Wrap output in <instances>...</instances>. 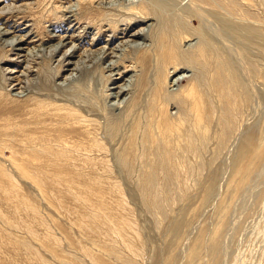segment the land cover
Listing matches in <instances>:
<instances>
[{"label": "rangeland", "instance_id": "374dc122", "mask_svg": "<svg viewBox=\"0 0 264 264\" xmlns=\"http://www.w3.org/2000/svg\"><path fill=\"white\" fill-rule=\"evenodd\" d=\"M109 1L116 0H0V71L5 75L11 71V77L22 79L24 70H31L28 78L22 80L28 94L19 100L32 95L45 97L49 103L52 100L68 106L74 104L73 107L83 110L78 115H88L94 126L91 131L86 124L69 123L70 127L73 124L80 130L75 136H67L74 138L50 142L47 152L50 151L48 159L51 156L52 160L43 170L46 177L42 173L37 175L23 161L22 138L14 135L0 138V264H194L196 260L195 264H264V0H132L153 5L157 19L131 22L128 26L118 24L124 21L122 16L128 15L124 13L127 9L104 8V3ZM70 6L75 7L74 11ZM243 15L249 18L246 19L249 23H241V27L237 21ZM146 22L152 25L149 37L142 41L147 47L135 51L124 45L133 40L130 35L143 29ZM178 22L200 28L196 29L203 30L200 32L205 40L214 39L219 51L224 49L220 55L223 53L221 56L228 59L230 68L241 77L239 80L244 86L237 89L242 99L238 100L240 109L236 112L239 114L232 124L236 126L234 132L231 126L224 141L218 138L223 112L217 106L209 127L210 137L203 144L205 148H200L198 157H188L187 164L179 163L175 155L179 151L173 153L175 159L169 162L168 168L171 167L175 176L168 185L163 175H159L156 180L157 188L162 187L156 199L159 206L153 207L145 199L143 178L154 166L156 142L148 144L144 132L148 119L154 120L149 108L155 89L165 86L159 78L158 55L166 42L178 37L176 31L182 25ZM109 24L111 28L117 24L119 31L114 33ZM165 25L176 28L174 37V29L170 32ZM243 25L255 27L256 32L254 29L250 32ZM190 26L187 27L195 28ZM4 31L10 33L2 36ZM13 35H16L15 42L25 37L20 54L17 51L10 54L3 42ZM48 35L57 37L47 45H55L63 38L64 43L74 41L76 47L62 48L53 61L47 54L48 49H41L39 53L35 52L36 48L28 57L27 49L38 47ZM72 35L75 38L69 39ZM195 36L188 37L184 50H193L198 44ZM70 48L68 53L77 48L73 61L82 63L78 79L71 84L63 82L69 77L67 70L53 83L51 69H56V60ZM100 49L109 53L101 66L92 55ZM144 53L149 58L146 62ZM114 54L120 62L125 61L123 65L135 67L136 76L131 88L133 93L125 100L127 105L123 101L117 108L108 110L102 97L105 77L102 67L114 59ZM186 70L177 72L178 86L174 87L177 81L170 73L167 81L170 91L185 87L182 81L194 73L192 69ZM215 74L217 67L212 65L209 84L214 83ZM215 96H212L214 101ZM8 106L14 107L15 103ZM165 109L161 107V114L157 115L163 119L166 114L176 118L175 108L166 112ZM6 120L0 121V130L3 125L14 126L17 121ZM64 125L67 127L68 123ZM249 143L262 145L263 155L257 153L261 162L244 173L246 177L240 189L233 190L235 186L229 189L228 183ZM167 149L170 151L171 147ZM213 239L216 245L211 253L209 246Z\"/></svg>", "mask_w": 264, "mask_h": 264}, {"label": "bare ground", "instance_id": "6f19581e", "mask_svg": "<svg viewBox=\"0 0 264 264\" xmlns=\"http://www.w3.org/2000/svg\"><path fill=\"white\" fill-rule=\"evenodd\" d=\"M104 2H102V3H104ZM104 4H105L104 8L112 7V9H113V6H119L120 10L127 9L128 12L124 11V13H127L128 15H126V16L121 15L125 19L123 18L124 21L121 20V23H118V24H124V25L128 26L131 22L135 23L138 21H148L150 19H153L154 17L155 18L157 17L155 7L153 5L145 3V2H143V3L141 2L139 4L137 2L135 3V1L133 2L132 0H116V1H109V2L104 3ZM121 7H122V9H121ZM70 8H71V6H70ZM74 8H73V11H74ZM114 8L116 9V7H114ZM67 10H66V12H67ZM234 10H236V9H234ZM159 13L161 14V12H159ZM70 14H73V13H70ZM120 14H122V13H120ZM160 14H158V16ZM63 16H64V14H63ZM246 19L249 20V18H245L243 15L240 17V19H239L240 21H237V22L242 27L243 23H245V25H247L246 24L247 22L249 23V21H247ZM183 20H184V18H183ZM230 20H229V22H230ZM185 21H186V19H185ZM187 22H188V20H187ZM235 22H236V20H235ZM115 23H117V22H115ZM175 23L176 22H174V24ZM178 23H180V22H178ZM186 23H182V22L180 23L182 25L180 27L178 26L179 28L176 31L177 32L176 34H178V37L175 36L176 39L171 40L172 43L166 42L165 45L163 44L164 48H162V51L159 52L158 57L160 58V61L158 60V62H159L158 73H159V78L161 77L160 80L163 79L161 82L164 81V83H162V85L164 84L165 86H164V88L161 87L160 84L158 83V81L156 80L160 86V89L159 90L155 89V92H154L155 94L152 98L151 106L149 108V114L151 115L152 118H154V120L155 119L158 120V123L156 120L154 121L151 118L148 119L149 124H148V126L145 127L146 130L144 132V137L146 138V142L148 144H151V143L155 144V142H156V146H155L156 154L154 156L155 162L154 163L151 162L152 164H154V166L152 167V170L150 169L151 171L149 173L147 172L148 174H146L143 178V185H144L143 191L146 195L145 199L148 202V204L153 206V207L159 206L158 205L159 202L157 203V201H156V199H158L160 189L162 188L161 187L159 189V187L157 188V186H156V184H157L156 180H158L159 175H163V177L165 178L164 180H166L167 184L170 182L172 177L175 176L174 172L171 170V167L169 166L170 169L168 168L169 162L172 161L173 159H175V156L173 153H176L179 151L178 152V153H180L179 157L177 155L178 153L175 154L177 156L176 158L179 159V163L180 162L186 163L189 160L188 157H190V156L191 157H198V154L200 152V148L202 146L205 148L206 145H203V144H204V142H206L207 139H209L208 137H210L209 136V127L212 126V122H213V118H214L213 116H215V112H217L216 111L217 106L219 107V109L222 108L221 110L223 112L222 118L220 119L221 121L219 123V124H221L220 125L221 127L219 130L220 135L218 138L221 139V141L223 139H226V137H228V135L231 132V126H233L235 124L234 120H236L235 119L236 116L239 114V112H236L237 110L240 109V108H238V105H239L238 100L240 98L242 99L240 94L237 93V89L243 85V84L241 85V82L239 80L241 77L238 78L237 75L235 74L234 70H232V68H230L231 64L229 65L228 61H226L228 59L225 60V58L222 57L224 55L222 52H221L222 56L220 55L219 52L222 50L224 51V49H220V51H219V49L216 47V44H214L216 42H213L214 39L212 40L210 37H209V40L203 39L201 37V35H202L201 32L203 30H198L200 28L196 27L195 25H192V26H195V28H193L192 26H190L191 23H188V25H185ZM174 24H172V26ZM253 24H255V23H253ZM245 25H243V26L246 29L251 30L250 32H252L253 29H254L253 31L256 32L255 27H253V26L248 27L249 25L246 27ZM109 26H110V24H109ZM151 26H152L151 24L148 25L146 22V25L143 29L141 28L138 32H135L132 35H130V36H132L133 40H129V42L126 41L125 43H123L122 41L121 42L128 47L129 46L132 47V49H134L135 51L145 49V47H147V46H145L143 44V42H144V39L146 37H149L150 32H152ZM165 26H169L168 28H170V25H165ZM187 26L192 27V29L188 28ZM117 27H118V25L116 24L112 28L110 26V29H112V31H114V33H115L117 31H119L117 29ZM172 28H170L169 31ZM196 28H198V29H196ZM175 29L173 32L170 31V32H172V36H173V33L175 32ZM167 30L165 28V31H167ZM227 30H229V29H227ZM241 31H243V30H241ZM244 31H245V29H244ZM8 33H10V32L4 31L1 35L5 36ZM168 33L169 32H167V34ZM169 35H170V33L167 36H169ZM194 35H196L195 37H197V40L199 41V42L197 41L198 44L195 47L191 48L193 50H184L183 47H184V45H187V42L189 40L188 37L192 36L191 38H193ZM15 36L16 35H13L10 39H4V41H3L4 44H6L9 47L10 54L13 52H16V51H17L16 54H20L19 52L23 51L20 47V44L23 43L22 41L25 39V37H24V39L21 38L19 40V42L18 41L15 42L14 41ZM172 36H171V38L174 37V36L173 37ZM54 37H57V36L48 35L47 36L48 39L40 42L41 44L38 47H33L32 48L33 50L27 49L28 50L27 56L31 57L32 53H34V51H35L34 49H36V48H37V50L35 52H39V53L41 52V49H43V50L48 49L47 54H50L51 60L53 58L55 60V56L59 55L62 48H65L67 45L68 46L70 45L72 47L73 46L76 47V45L74 44V41L69 40V42L64 43L66 39L63 40V38H61V39L59 38L58 43L55 45H47V43H49L50 40L55 39ZM70 38L73 39L75 37L72 35L69 37V39ZM114 39H115V37H114ZM135 39H137V40H135ZM181 39H183L182 42H181ZM199 39H201V40H199ZM15 40H17V39H15ZM31 43H33V42H31ZM188 45H191V44H188ZM0 46H1V44H0ZM76 49L73 48V52L68 53L71 50V48H70L69 51H67V52L65 51L61 55L60 59L56 60V66H55L56 69H51L52 72L54 73L52 76L53 77V80H52L53 83H54L55 79L59 78V76L67 70H69V77L66 78L65 81H63V82H66V83L68 82L71 84V83H75V81H77L78 77H76V76L77 75L79 76V73H80L79 70L80 69L82 70V68L80 67V65H82V63L79 65V63L73 61L74 54L76 53L75 51H77ZM122 49H124V48H122ZM148 50H150V49H148ZM152 50H154V49H152ZM89 52H91V50H89ZM83 53H87V51H85ZM91 53H93V52H91ZM110 53H114V52H110ZM144 54H146V53H144ZM92 55H94L95 60H98V63L101 62L100 63V66H101L102 63H104L105 59L109 56V53L107 54V51L100 49V50H98L97 53L94 52ZM81 56H83V55H81ZM146 56L147 57L145 58L144 62L148 61V59H149L147 54H146ZM48 57H49V55H48ZM113 58L114 59H111L105 67H102V70H104V72H105V77L103 78L104 79V85L102 87V89H103L102 97L104 100V102H103L104 106L108 110L109 109L113 110L114 108H117L118 105L122 104L123 101L127 100L128 95H132L133 90L131 91V88L133 87V82H134L133 79H135L134 77L136 76L135 71H134L135 67L133 69L132 67L129 68V67L123 65V63L125 61L120 62L121 60L119 61L118 60L119 57L115 56V54H114ZM26 63L27 64L29 63V58H28V61H26ZM156 65H158V64H156ZM212 65H215L217 67V74H215L214 83L209 84L208 78L210 76V67ZM171 69H172V72H170ZM186 69H190V70L192 69V71H194V73L193 72L191 73V74H193L192 77L189 76L188 79L186 78V80L182 81V84H185V87H180V88L176 87V89L174 91L173 90L170 91L169 90L170 88L169 89L167 88V81L169 79L170 73L173 74L172 77L173 76L177 77L176 74L178 71L179 72L182 70L185 71ZM24 71H25V74H23L22 79L11 77L10 76L11 71L8 72L7 75L4 74L5 72H3V70L0 71L1 76H2V78H1L2 80H0V121H5L6 119H8L9 121L10 120H17L16 122H14L15 123L14 126L3 125V130H0V138L1 137H10L12 135H14L16 137L19 136L20 138H22L23 142H24L23 147H24V155H25V156H23L25 158L22 157L23 161L27 164V167L29 169L31 168L34 171H36V173L38 172L37 175L42 173V175L45 176L46 173H44L43 170H45V168L46 169L48 168L47 167L49 165L48 162H50L52 160V159L50 160L51 156L48 159V154H49L48 152H50V151L47 152V147L50 144V142L54 141L55 143L56 142L61 143L63 141L64 137L69 136V134H71V135L74 134V136H75V134L78 130L75 127H73V124L70 127L69 123L86 124V127L89 126L91 128V131H92V128L94 129V126L92 125L93 121L88 117V115L85 117L82 116L83 114H81V113H80V115H78V111H80L82 109L79 107L78 108L73 107V106H75L73 103H72L73 106H68L69 104L68 105L64 104V102H62V103L60 102L61 103L60 104L57 102H53L52 100L51 101L53 103H51V101L49 103V102H45V100H44L45 97H44V99H41L42 97L41 98L39 96L31 97L32 95L31 96L28 95V98H26V100H19V99H22L21 97L25 98V96H27V94H28V92L27 93L25 92L26 87L23 85L24 83H22V80L28 78V76L31 74V70L26 69ZM186 71H188V70H186ZM235 71H236V69H235ZM128 74H130V75L127 76ZM238 74H240V73L238 72ZM180 75H182V74H180ZM178 80L179 79L176 78L177 83L173 84L172 85L173 87L178 86ZM26 83L27 82H25V85H28ZM135 83H137L136 80H135ZM68 86H69V84H68ZM70 86L73 87V85H70ZM17 87H19L18 88L19 90L21 89V92H18ZM7 88H11V90H7ZM240 88H242V87H240ZM15 92H18V93L16 94ZM23 93H25V94L20 96V94H23ZM245 93H246V91H245ZM214 94H216V96H215L216 101H214L213 97H212ZM246 95H247V93H246ZM243 98H244V96H243ZM129 99H130V97L128 98V100ZM244 99H243V101H244ZM120 100H121V102L118 104V102ZM111 102H112V104H111ZM12 103H15V106L9 107L8 104L10 105ZM126 105H127V102H126ZM161 107H162V109H164V108H166V109L175 108L177 111L176 112V114H177L176 118L169 117V115L165 113L166 109L164 112L166 114V117H164V115H163L164 113H162L164 119L161 118L162 116L161 117L158 116L161 114V113L159 114V110ZM84 113H85V111H84ZM91 113H93V112H91ZM8 120H6V121H8ZM54 121L60 122L61 124L60 125L53 124L52 122H54ZM67 123H68L69 128H67L68 126L65 127V125H64ZM96 124H97V122H96ZM91 126H93V127H91ZM234 127L236 128V126H233V132H234ZM95 128H97V127H95ZM67 133H68V135H67ZM261 133H262V131H261ZM65 134H66V136H65ZM74 136H72V137L74 138ZM81 136H79V137H81ZM69 137H67V138L69 139ZM259 137H260V135H259ZM70 139H69V141H70ZM261 139H262V137H261ZM251 140H252V138H251ZM257 140L259 142V139H257ZM64 141H66V140H64ZM221 141L219 140L218 142H221ZM224 143H226V142H224ZM217 144L219 145V143H217ZM64 145H66V144H64ZM96 145L97 144H95V146L93 145L95 147V149H96ZM222 145H223V143H222ZM90 147H92V146H90ZM94 147H92V148H94ZM98 147H99V145L97 146V148ZM168 147H171L170 151H168V149H167ZM218 147L222 148L220 146H218ZM261 147H262V145L260 143H255V144L249 143V144H247L246 149L244 150L242 156L238 160L239 165L237 167V170L234 173V175L230 181V184L228 183L227 187L229 189L230 188L233 189L234 186H235V188L233 190L236 191L237 189H240L243 182H244V179L246 177L244 175V173L245 172L248 173V169H250V168L252 169L255 164L258 163V165H259V163L261 162V161H259L261 159V157H259V154H257V153H260L261 155H263V149H261ZM55 148H57V147H55ZM59 148H61V147H59ZM63 149H66V147ZM201 151H203V150H201ZM189 163H191V162H189ZM148 166H149V164H148ZM172 167L175 168L173 165H172ZM186 168H187V165H186ZM193 170L194 169H192V171H190V168H189L190 172H193ZM190 175H192V174H190ZM176 176H177V174H176ZM41 177L44 178L43 176H41ZM39 178H40V176H39ZM227 191H228V189H227ZM169 193H170V191H169ZM167 194H165V195H167ZM163 197H164V195H163ZM170 199H171V197H170ZM261 199H263V197ZM161 203L162 202H160V204ZM215 245H216V241H214V239H213L211 242V246L208 245L209 247H211L210 248L211 253L213 252ZM133 252L136 253L135 250ZM195 254L196 253H194V255H193L194 259L196 258ZM191 261H193V260H191ZM196 262H197V260H196ZM201 264H203V263H201Z\"/></svg>", "mask_w": 264, "mask_h": 264}]
</instances>
